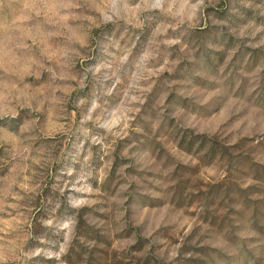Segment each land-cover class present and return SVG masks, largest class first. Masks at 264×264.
<instances>
[{
	"label": "rangeland",
	"instance_id": "rangeland-1",
	"mask_svg": "<svg viewBox=\"0 0 264 264\" xmlns=\"http://www.w3.org/2000/svg\"><path fill=\"white\" fill-rule=\"evenodd\" d=\"M0 264H264V0H0Z\"/></svg>",
	"mask_w": 264,
	"mask_h": 264
}]
</instances>
